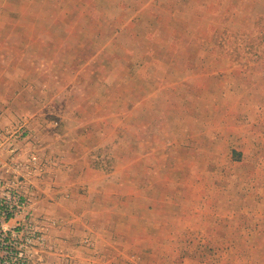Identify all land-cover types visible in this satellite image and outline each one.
<instances>
[{"label":"rangeland","instance_id":"374dc122","mask_svg":"<svg viewBox=\"0 0 264 264\" xmlns=\"http://www.w3.org/2000/svg\"><path fill=\"white\" fill-rule=\"evenodd\" d=\"M137 1L122 4L134 32L125 33L126 50L106 55L154 62L137 72L140 97L124 81L134 61L104 67L116 102L99 103L121 115L95 143L71 112L89 93L72 74L73 32L84 35L89 13L78 0H0V129L21 134L10 140L17 152L0 150V194L10 204L21 193L20 214L0 227V264H264V14L252 0H217L226 16L209 24L199 15L207 0H156L154 9ZM117 2L84 0L107 18ZM167 6L178 14L164 17L168 25L157 13ZM169 44L175 59L187 55L184 66L161 68ZM79 69L87 79L96 68ZM150 78L170 91L147 100L157 85ZM125 94L134 96L133 114L118 99ZM151 108L155 115L142 114ZM122 185L134 200L119 197ZM74 214L84 218L79 229Z\"/></svg>","mask_w":264,"mask_h":264},{"label":"crops","instance_id":"0c3cea01","mask_svg":"<svg viewBox=\"0 0 264 264\" xmlns=\"http://www.w3.org/2000/svg\"><path fill=\"white\" fill-rule=\"evenodd\" d=\"M128 1H130V2H128ZM155 1L156 0H146V6L145 7L148 9H151L154 6H157L155 4ZM160 1L161 2H163V1L164 2H171V1L175 2L174 0H159V2ZM123 2L124 3H130V4H139V2L137 0H118L117 7H115V14L112 16V18H107L105 16V12L99 10L98 7L97 8L87 7L86 3L84 4V0H78V3L83 4V6H81L82 10L87 11V13H89V14H85L86 17H84V20L89 21L87 23L88 30H85L82 32V34H84V35L74 33L73 31L69 32V33L73 32V37H72V39L74 40L73 47H75V50H76V54L73 57L75 59H77V60H73L72 67H74L73 70H75V73H73V71H72V74L74 75V77H77L79 82L85 81L87 83V86L89 87L88 88L89 93H86V94H83L82 96L76 97V99H79L81 101V104L78 103L71 112H73V114L77 116V123L81 124L83 131H87V135H92L96 139L95 143H99L100 141H102L103 135L101 134V132L106 129L105 122L109 123V124L111 123L112 126L110 127V129L116 130L117 127L113 126L114 122L113 121L111 122L108 119H112V118L117 117L118 116L117 114L121 115V112H119L117 114H109V112L107 110H105V101L107 99L112 98L114 100V103H115L116 98H115V95L113 92V84L110 81L111 79L113 80V77H112L111 73H108V74L106 73V70L104 69V67L108 68L109 70H111V68L117 67V69H119V71H122V68H127L126 64H128V61H131V62L134 61V65H133V63H132V65L128 64V66H133L132 70L135 69L134 70V72H135L134 76L131 77V75H129V77L125 78L126 80L124 79V81L127 83H133V91L134 92L136 91V96L140 97V94L138 91H139V88H141V87L139 86V83H141L143 80H139V78L141 76L139 74H137V72L142 74V72L140 71V68L144 67V66L148 67L146 63H149L151 61V59H152V62H154V59L152 56H151V58L149 57V58H146L144 60H141V59H138L139 56L137 54L136 55L132 54L133 56L132 55H130L129 57L124 56V58H129V59H125L123 61V59H121L122 58L121 54L118 55L117 58H115V57L109 58V57H111V55H108V56L106 55V52L109 51L111 48L114 49V51H119V52H122V50H126L125 44L122 43L123 38L126 37L125 33L126 32L130 33V34L134 33L132 30V28H133L132 27V18L130 17L129 22H128V20H126V19L124 21V19L122 17V15H123L122 9L124 8L122 6ZM207 2L210 3V10H206V11H203L204 9L199 10V13H200L199 15L201 17L209 18V20H211L209 22V24H211V22H213V24H215L216 22H214V20H217L222 16L223 17L226 16L225 10L221 9L220 11H218L216 9L217 0H207ZM152 4H153V6H152ZM251 5H253L252 11H254V13L264 14V12H262V10L264 9V0H252L251 2H248V6H251ZM248 6H247V8H249ZM136 8H137V10H133V8H130V12L133 14L139 13L140 11H138V10H140L142 8V5L140 4L139 7L136 5ZM168 8L169 7L167 6L166 8H162L160 11L157 12L158 14H161L162 22H164V20H165V23L167 25L169 24L168 23L169 19H172V18L177 19L178 18V14H177L176 10L171 9V8L168 9ZM205 9H206V7H205ZM91 11L93 12V14L91 13ZM187 11H189V10H187ZM83 13L84 12H81L82 15H83ZM95 13L98 14V17L94 16ZM235 13H237V15L234 18L241 17L239 15V12H235ZM90 14L92 16H90ZM195 14L197 15V18H198L199 15L197 14V12H195ZM183 16L184 15H182L180 18H182ZM164 17L167 18L168 20L164 19ZM82 19H83V17H82ZM82 19H78L76 23L80 22ZM126 24L129 25V27L127 26L124 29L123 27L126 26ZM104 25H105V27H104ZM105 28H106V30H110V31L113 30L112 34H111V32L109 34V39H107L106 38L107 35L104 34ZM128 28H129V30H128ZM203 28H204V26H203ZM162 30H163V27H162ZM195 31L196 32L198 31L197 28L195 29ZM205 32L217 34V31L212 29V28H210L208 30L205 27ZM96 34H97V36H96ZM192 34H195V33L193 32ZM85 35H88V36H85ZM101 35H102V38H100ZM169 35L170 34H168V36ZM89 36L91 38V45L95 46V49H94L95 53L92 56H90V55L86 56V53H85L89 47L87 45L86 37H89ZM55 43L57 44L58 42H55ZM168 47H169V49H168L169 51H167V53H165V56L159 58V60H160L159 65L161 66V68L174 66L173 64H176V63H182L181 65L184 66L185 65L184 61L187 60V55L184 54L181 58L177 57L178 59H175V56L177 55V54H175L176 51L172 55L171 54V51H172L171 45L169 44ZM185 51H187V48ZM110 52H112V50H110ZM170 60H172V61L170 62ZM86 61L89 62V66L94 65V67L96 69H95V72H92L91 78L84 79L82 76L83 73L81 72V70L79 68L81 67V65H84L86 63ZM67 74H68V72H67ZM163 75L169 76L166 73H164ZM135 77H137V79ZM151 78L149 80L150 82H152V83L157 82V85L153 84V86L151 87V91H156V92L154 94H151V95L148 94L146 96L147 100H155L158 97V94H156L158 92L159 93H165V92L168 93L170 91L168 86L163 85L159 81V79L161 77L155 81ZM67 79H68V75H67ZM93 89L101 90L102 93L96 95L95 92H93ZM133 98H134V96L132 94H130L128 96L125 94L124 97L123 96L118 97V99L120 101L122 100L121 105H123L124 109H127V111L130 114H133V109H134V104H132L130 101V99H133ZM100 99H103L105 101L102 103H99ZM153 104L154 103L150 104V106ZM161 105H158L157 108L158 107L161 108ZM92 106H93V109H91V112L89 113L88 108H90ZM127 106H130V108H127ZM127 111H125L124 113H127ZM156 112H157L156 110L151 108V109L142 111V114L152 116V115H155ZM111 116H112V118H111ZM125 118H126V116L123 119L119 120V122H121V124H123L122 121H124ZM125 121H128V120H125ZM121 130H123V128H121ZM134 130L135 129L130 125V133ZM94 132H96L100 136L97 137ZM115 134H117V131ZM126 140L127 139H125L121 135H119L118 141H119V144L121 146H126V144H127L125 142ZM113 141H114V143L116 142L114 138H113ZM126 161H127V165H128L130 162V156H129V160H126ZM131 163L132 162H130V164ZM127 165H125V166H127ZM122 169L125 172V174L123 175V178L127 179L126 175L129 177V180H132L134 178V175L130 173L128 166L123 167ZM93 172L98 173V175H99L101 171L97 172V171L93 170ZM128 173H130V174H128ZM81 177L85 180L86 175L84 176V172H82ZM83 183H85V184L88 183V180L83 182ZM122 186H125V187H122ZM122 186H120V187H122V192L120 193L121 196H119V197L123 198L126 196L128 199L134 200L133 196L126 195L127 185H122ZM148 190H149V188H148ZM69 220L72 221L71 223L76 225V227H78V229L81 227V224L84 223V218L77 215V214L69 216Z\"/></svg>","mask_w":264,"mask_h":264},{"label":"built area","instance_id":"2783aa9c","mask_svg":"<svg viewBox=\"0 0 264 264\" xmlns=\"http://www.w3.org/2000/svg\"><path fill=\"white\" fill-rule=\"evenodd\" d=\"M19 128L14 132L8 129H0V150H6L10 155L17 152V148L12 147L10 140L15 136L20 137L21 134ZM7 143V145H6ZM21 212V193L17 190L16 198L13 203H8V200L4 197V194H0V227L9 220L12 216H18Z\"/></svg>","mask_w":264,"mask_h":264}]
</instances>
